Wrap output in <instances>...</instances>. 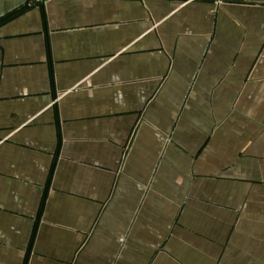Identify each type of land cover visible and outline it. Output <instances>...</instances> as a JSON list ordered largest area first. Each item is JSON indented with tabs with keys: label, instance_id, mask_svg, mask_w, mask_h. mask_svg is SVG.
I'll return each mask as SVG.
<instances>
[{
	"label": "crops",
	"instance_id": "1",
	"mask_svg": "<svg viewBox=\"0 0 264 264\" xmlns=\"http://www.w3.org/2000/svg\"><path fill=\"white\" fill-rule=\"evenodd\" d=\"M0 264H264V0H0Z\"/></svg>",
	"mask_w": 264,
	"mask_h": 264
},
{
	"label": "built area",
	"instance_id": "2",
	"mask_svg": "<svg viewBox=\"0 0 264 264\" xmlns=\"http://www.w3.org/2000/svg\"><path fill=\"white\" fill-rule=\"evenodd\" d=\"M35 4L37 3V4H40V3H42V2H44V1H46V0H32Z\"/></svg>",
	"mask_w": 264,
	"mask_h": 264
}]
</instances>
